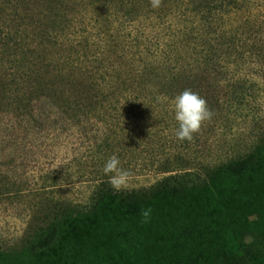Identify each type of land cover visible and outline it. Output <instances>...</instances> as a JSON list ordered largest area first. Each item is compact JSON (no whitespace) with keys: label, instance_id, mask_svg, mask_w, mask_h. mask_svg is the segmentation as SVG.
Segmentation results:
<instances>
[{"label":"rangeland","instance_id":"374dc122","mask_svg":"<svg viewBox=\"0 0 264 264\" xmlns=\"http://www.w3.org/2000/svg\"><path fill=\"white\" fill-rule=\"evenodd\" d=\"M125 1L126 14L121 0H0V103L43 91L67 118L54 122L44 98L43 117H0V246L25 251L102 189L203 185L264 144V0H215L211 12L205 0ZM200 22L232 52L203 50ZM176 41L179 53H163ZM186 89L213 113L191 142L177 139L172 105ZM112 156L128 173L120 191L103 172Z\"/></svg>","mask_w":264,"mask_h":264},{"label":"trees","instance_id":"16d2710c","mask_svg":"<svg viewBox=\"0 0 264 264\" xmlns=\"http://www.w3.org/2000/svg\"><path fill=\"white\" fill-rule=\"evenodd\" d=\"M205 2L202 9L211 12L215 0ZM127 6L121 0L117 9L126 14L132 9ZM194 26L191 33H197L206 52L234 49L230 38L215 36V43L207 39L216 33L211 23ZM183 43L176 41L163 53H179ZM7 89L0 91L4 98ZM15 93L16 103H0L3 119L43 117V98L56 108L43 91ZM57 111L54 122L66 123V114ZM14 127L1 130L8 133ZM3 194L2 187L0 198ZM146 208L152 212L143 222L141 210ZM0 264H264V144L213 171L203 185L164 183L148 193L102 189L91 209L63 212L25 251L0 246Z\"/></svg>","mask_w":264,"mask_h":264},{"label":"clouds","instance_id":"9594fccd","mask_svg":"<svg viewBox=\"0 0 264 264\" xmlns=\"http://www.w3.org/2000/svg\"><path fill=\"white\" fill-rule=\"evenodd\" d=\"M152 7H159L160 0H150ZM173 110L175 120L178 123L176 137L180 141L191 142L194 134L200 132L202 125L212 119L213 113L207 106V101L198 93L186 89L177 95L173 101ZM105 175L110 176V184L116 191L126 187L128 173L120 168V161L116 156L110 157L103 168ZM152 209L146 208L141 210L143 222H148Z\"/></svg>","mask_w":264,"mask_h":264}]
</instances>
